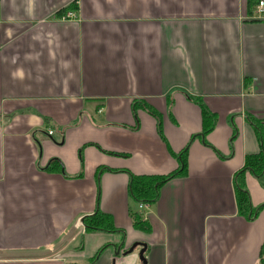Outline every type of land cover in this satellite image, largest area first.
Masks as SVG:
<instances>
[{
    "label": "crops",
    "instance_id": "obj_1",
    "mask_svg": "<svg viewBox=\"0 0 264 264\" xmlns=\"http://www.w3.org/2000/svg\"><path fill=\"white\" fill-rule=\"evenodd\" d=\"M260 3L0 0V264H142L135 244L146 264H260L263 177L237 178L261 151ZM194 99L216 116L203 139ZM185 150L186 176L134 214L131 176ZM98 212L113 232L85 231Z\"/></svg>",
    "mask_w": 264,
    "mask_h": 264
},
{
    "label": "trees",
    "instance_id": "obj_2",
    "mask_svg": "<svg viewBox=\"0 0 264 264\" xmlns=\"http://www.w3.org/2000/svg\"><path fill=\"white\" fill-rule=\"evenodd\" d=\"M194 101L202 110L203 132L199 136L203 139L215 128L216 116L211 114L199 100L194 99ZM254 126L259 135L261 151L258 155L247 158L245 167L237 174V178L247 171L251 172L255 177L259 179L264 176V126H260L259 124H254ZM186 154L187 150L183 151V153L178 157L180 168L171 175L164 177L131 176V183L129 188L132 199L139 205L146 204L148 206H151L155 204L159 198V192L163 185L178 177L186 176ZM54 163L58 162L55 161ZM46 170L52 171L50 167ZM235 192L240 215L245 217L248 221H254L257 218L260 209L264 206L260 207V209H253L250 203L248 192L240 184H238L237 180L235 181ZM135 219V227L140 229L144 228L145 225L143 224L142 219L139 216H135ZM82 224L86 232H113L115 230L111 217L100 212L95 213L92 216L85 217L82 220ZM259 263L264 264V243L261 247Z\"/></svg>",
    "mask_w": 264,
    "mask_h": 264
},
{
    "label": "built area",
    "instance_id": "obj_3",
    "mask_svg": "<svg viewBox=\"0 0 264 264\" xmlns=\"http://www.w3.org/2000/svg\"><path fill=\"white\" fill-rule=\"evenodd\" d=\"M263 8H264V3H260V4H259V9H260V12H261V13L264 12ZM63 19H64V20H74V19H75V15H74L73 13L70 12V13H67V14L64 16ZM48 135H49V136H52V135H53V132H52V131H49V132H48ZM263 135H264V134H263ZM148 208H149V206L146 205V204H140V205H139V210H148Z\"/></svg>",
    "mask_w": 264,
    "mask_h": 264
},
{
    "label": "water",
    "instance_id": "obj_4",
    "mask_svg": "<svg viewBox=\"0 0 264 264\" xmlns=\"http://www.w3.org/2000/svg\"><path fill=\"white\" fill-rule=\"evenodd\" d=\"M140 247L141 248V251L139 253V258H140V261L142 264H146V261H145V258H144V255H145V252H146V246L145 245H141V244H135L131 249H129L124 255H128V254H131L134 252V250L136 248Z\"/></svg>",
    "mask_w": 264,
    "mask_h": 264
},
{
    "label": "rangeland",
    "instance_id": "obj_5",
    "mask_svg": "<svg viewBox=\"0 0 264 264\" xmlns=\"http://www.w3.org/2000/svg\"><path fill=\"white\" fill-rule=\"evenodd\" d=\"M70 8V7H69ZM72 9V8H71ZM73 13L74 15H75V12L74 11H68L67 13ZM66 13V14H67ZM263 181H264V176H263ZM132 210H133V213L134 214H136L137 212L139 213L140 212V210H139V204L138 203H136L134 200L132 201Z\"/></svg>",
    "mask_w": 264,
    "mask_h": 264
}]
</instances>
